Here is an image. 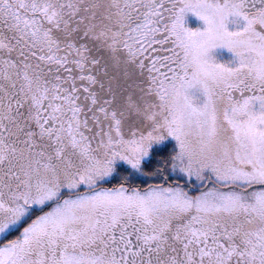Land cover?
<instances>
[{
	"label": "snow or ice",
	"instance_id": "6c2138e0",
	"mask_svg": "<svg viewBox=\"0 0 264 264\" xmlns=\"http://www.w3.org/2000/svg\"><path fill=\"white\" fill-rule=\"evenodd\" d=\"M0 264H264V0H0Z\"/></svg>",
	"mask_w": 264,
	"mask_h": 264
}]
</instances>
